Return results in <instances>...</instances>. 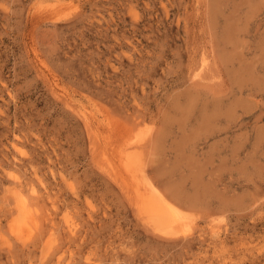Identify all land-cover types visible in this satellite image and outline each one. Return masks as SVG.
Returning <instances> with one entry per match:
<instances>
[{
  "label": "rangeland",
  "instance_id": "rangeland-1",
  "mask_svg": "<svg viewBox=\"0 0 264 264\" xmlns=\"http://www.w3.org/2000/svg\"><path fill=\"white\" fill-rule=\"evenodd\" d=\"M0 264H264V0H0Z\"/></svg>",
  "mask_w": 264,
  "mask_h": 264
},
{
  "label": "bare ground",
  "instance_id": "bare-ground-1",
  "mask_svg": "<svg viewBox=\"0 0 264 264\" xmlns=\"http://www.w3.org/2000/svg\"><path fill=\"white\" fill-rule=\"evenodd\" d=\"M200 75V74H199ZM82 115H83V117L85 116L86 117V114L85 113H82ZM83 119V118H82ZM87 121V120H86ZM88 127V126H87ZM89 129V128H88ZM91 143V142H90ZM95 146H96V144H94V148H95ZM115 146V145H114ZM97 147V146H96ZM94 148L92 149V150H94ZM92 153H94V151L92 152ZM93 156V155H92ZM99 156V155H98ZM117 158V157H116ZM97 159H99V158H97ZM96 159V160H97ZM120 160V163H121V166H123L124 168V172H126L127 174H129V173H131V161L126 157H124V156H121L120 158H119ZM95 160V161H96ZM110 161V160H109ZM117 162H118V160H117ZM111 163V162H110ZM113 167V166H112ZM114 169V168H113ZM114 170H116V169H114ZM111 171V170H110ZM114 172V171H113ZM110 173V172H109ZM114 173H116V172H114ZM111 176V175H110ZM116 176V175H115ZM125 176V175H124ZM118 177V175L116 176V178ZM112 178H114V177H112ZM118 179V178H117ZM115 180V179H114ZM120 180V179H119ZM119 182V181H118ZM121 183V182H120ZM118 184V183H117ZM123 185H125L124 183H123ZM153 185V184H152ZM120 186H122V185H120ZM128 187V186H127ZM140 187V186H139ZM120 188V187H119ZM30 191L32 192V193H36L35 191V188L31 185L30 186ZM128 190V189H127ZM126 190V191H127ZM18 191V190H17ZM16 191V192H17ZM125 191V190H124ZM16 192H15V194H16ZM134 193H132V194H134V195H132L131 194V196H132V199L133 198H135V201L134 202H136L137 203V205H138V208L139 209H141L140 211H141V213H143L142 215H146L147 216V218H151V220H153V221H155L156 223H157V225L158 224H160V225H162V224H164V223H166L168 220H170V216L173 214V209L170 207V206H167L165 203H164V205H157L155 202H154V199H153V197L151 196V195H144L143 193H140L139 191H138V189H136V190H134L133 191ZM18 193V196H19V198H20V200H19V202H20V205H21V208H25L26 209V201H27V199H26V201H25V199L24 198H22V195L21 194H23V193H21L20 191H18L17 192ZM21 193V194H20ZM122 193H124V192H122ZM128 195V194H127ZM156 195V194H155ZM24 196V195H23ZM131 196L129 195V197L131 198ZM128 197V196H127ZM129 198V199H130ZM159 198V197H158ZM159 199H161V198H159ZM134 200V199H133ZM133 200L131 201V199H130V203L131 202H133ZM156 200V199H155ZM170 202V201H169ZM27 204H29V203H27ZM132 204V203H131ZM136 206V205H135ZM30 207V206H29ZM137 208V209H138ZM25 209H24V211H25ZM30 211V210H29ZM139 211V212H140ZM143 216V217H144ZM171 217H173V216H171ZM146 218V217H145ZM151 220H148L149 222H151ZM179 221V220H178ZM154 225V224H153ZM156 225V224H155Z\"/></svg>",
  "mask_w": 264,
  "mask_h": 264
}]
</instances>
